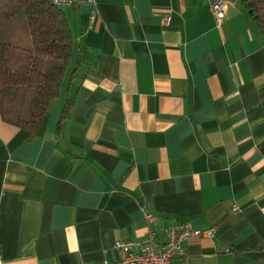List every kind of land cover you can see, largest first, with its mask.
<instances>
[{
	"label": "crops",
	"instance_id": "0c3cea01",
	"mask_svg": "<svg viewBox=\"0 0 264 264\" xmlns=\"http://www.w3.org/2000/svg\"><path fill=\"white\" fill-rule=\"evenodd\" d=\"M97 7L61 8L75 73L35 136L0 118V264L112 263L177 223L215 232L174 264H264V39L244 2L219 26L209 0Z\"/></svg>",
	"mask_w": 264,
	"mask_h": 264
},
{
	"label": "trees",
	"instance_id": "16d2710c",
	"mask_svg": "<svg viewBox=\"0 0 264 264\" xmlns=\"http://www.w3.org/2000/svg\"><path fill=\"white\" fill-rule=\"evenodd\" d=\"M242 1L264 39V0ZM75 54L61 8L49 0H0L1 120L27 131L29 138L34 137L44 114L63 96L75 73ZM72 106L73 102L66 98L57 132ZM166 240L165 236L155 243L161 245ZM181 251L172 259L173 264Z\"/></svg>",
	"mask_w": 264,
	"mask_h": 264
},
{
	"label": "built area",
	"instance_id": "2783aa9c",
	"mask_svg": "<svg viewBox=\"0 0 264 264\" xmlns=\"http://www.w3.org/2000/svg\"><path fill=\"white\" fill-rule=\"evenodd\" d=\"M54 6L79 8H90V21L95 20L98 15L97 0H49ZM210 12L216 25L222 24L226 11V0H209ZM148 218V216H146ZM167 240L157 245L151 235L147 241L117 240L114 249L118 260L105 264H173L172 259L182 250V243L197 239L201 236L212 237L214 228L207 231L194 229L188 223L177 224L166 229Z\"/></svg>",
	"mask_w": 264,
	"mask_h": 264
}]
</instances>
